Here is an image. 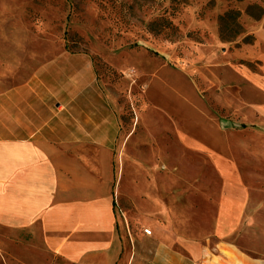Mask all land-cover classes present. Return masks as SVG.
<instances>
[{
	"label": "rangeland",
	"instance_id": "rangeland-1",
	"mask_svg": "<svg viewBox=\"0 0 264 264\" xmlns=\"http://www.w3.org/2000/svg\"><path fill=\"white\" fill-rule=\"evenodd\" d=\"M0 5L45 44L96 66L109 101L101 136L115 146V212L133 256L157 264L160 242L175 239L200 241L206 253L264 202V0ZM228 10L240 13L234 38L221 33ZM19 235L0 226V264H20Z\"/></svg>",
	"mask_w": 264,
	"mask_h": 264
},
{
	"label": "crops",
	"instance_id": "crops-1",
	"mask_svg": "<svg viewBox=\"0 0 264 264\" xmlns=\"http://www.w3.org/2000/svg\"><path fill=\"white\" fill-rule=\"evenodd\" d=\"M45 40L0 5V226L20 234V264H146L117 221L96 66ZM235 230L206 253L197 240L160 242L157 264H264V202Z\"/></svg>",
	"mask_w": 264,
	"mask_h": 264
},
{
	"label": "trees",
	"instance_id": "trees-1",
	"mask_svg": "<svg viewBox=\"0 0 264 264\" xmlns=\"http://www.w3.org/2000/svg\"><path fill=\"white\" fill-rule=\"evenodd\" d=\"M240 13L238 10H228L219 16L221 33L223 37H236L240 32L236 27H242L239 23ZM236 26V27H235ZM254 41L253 35H246L244 37L245 43H252Z\"/></svg>",
	"mask_w": 264,
	"mask_h": 264
},
{
	"label": "built area",
	"instance_id": "built-area-1",
	"mask_svg": "<svg viewBox=\"0 0 264 264\" xmlns=\"http://www.w3.org/2000/svg\"><path fill=\"white\" fill-rule=\"evenodd\" d=\"M145 232L148 233V234H150L151 233V230L146 229Z\"/></svg>",
	"mask_w": 264,
	"mask_h": 264
}]
</instances>
